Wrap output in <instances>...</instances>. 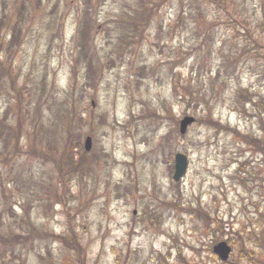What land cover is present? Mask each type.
<instances>
[{
    "label": "rangeland",
    "instance_id": "374dc122",
    "mask_svg": "<svg viewBox=\"0 0 264 264\" xmlns=\"http://www.w3.org/2000/svg\"><path fill=\"white\" fill-rule=\"evenodd\" d=\"M14 1L0 0V20ZM210 1L157 0L158 13L141 33L131 20L145 17L146 2L101 0L88 34L80 30L88 0H26L24 38L8 58L0 51V239L15 244L0 243V264H239L243 251L240 264L264 263V0H228L249 31ZM9 39L0 33L2 50ZM90 56L101 75L94 87L86 86ZM140 63L155 73L136 77ZM172 68L183 77L178 93ZM197 68L204 69L199 77ZM186 86L199 92V108V99L177 97ZM150 111L161 117L155 127ZM209 111L230 130L196 122L175 140L190 159L176 186L160 140L176 128L174 118L208 120ZM75 112L87 121L81 129L93 136V151L108 157L84 181L68 177L63 201L55 165L32 155L48 145L59 160ZM100 114L108 122L99 123ZM19 116L23 132L11 153L3 124L17 128ZM35 128L42 132L32 135ZM33 227L47 235L29 240ZM73 234L83 261L56 238L70 243ZM218 240L239 241L226 262L213 251Z\"/></svg>",
    "mask_w": 264,
    "mask_h": 264
},
{
    "label": "trees",
    "instance_id": "16d2710c",
    "mask_svg": "<svg viewBox=\"0 0 264 264\" xmlns=\"http://www.w3.org/2000/svg\"><path fill=\"white\" fill-rule=\"evenodd\" d=\"M89 2H91V0H88ZM210 1V0H208ZM20 2V3H18ZM143 2H149V4L152 2V0H143ZM15 3V1H14ZM41 0H37V6L40 5ZM211 4H213L214 6H217L218 8H221L224 10V7L229 11V5H228V0H211L210 1ZM15 9L10 12L9 14L4 13V17L3 19L0 20V33L3 32L4 30H6L8 32V35H10V39L6 44V49L2 50V47L0 46V51L1 54L4 53L7 55L6 58H8V55L11 53L12 50L15 49V47L20 44L22 38H24V27H23V20H22V11L23 10H27V3L26 0H18L16 3ZM142 6V5H141ZM157 2H152L150 5L147 6V12H145V17H142L140 20L135 19L132 21V23L136 26V27H141L142 31H140L141 33L146 32L148 26L150 25L152 19L157 15ZM90 5L85 9V19L83 21V25H82V30L87 29V32L89 34V31L91 29V25L93 24L92 21V11L89 9ZM133 9L138 10L139 9V5L136 7H133ZM229 14L232 15L233 17V21L236 22H241L240 24L242 25V27L244 29L247 30V24L246 21L242 18L237 17L236 15H233L230 11ZM87 18V20H86ZM24 23V22H23ZM210 26H213L212 24ZM162 29V28H161ZM141 33L139 34L140 37ZM207 39H212V36H208L206 37ZM88 43H89V39H88ZM85 44V48L87 49V51H91L93 47H91L90 44ZM134 42H129L127 45L130 46V44H133ZM127 46L124 48V52H128V51H132V49H130V47ZM119 51V56L122 55V52ZM229 61H234L236 58H234L233 56H228ZM228 60V59H227ZM78 63V62H77ZM94 64L93 61V57L90 56L88 59H86V66L85 69L86 73L88 74V81L86 83V86L89 87H94L96 86L99 81L101 80V75L97 74L95 75L96 72H92V65ZM115 61L112 60V57L109 56V59H107V66L109 68H112L115 65ZM199 64V63H198ZM75 69H77V65H73ZM148 69L147 66H141L138 68V73H144L146 72V70ZM175 69L172 70V87L173 89L176 90V92L178 93V91L180 90L179 88L182 87L181 86V82L183 80V77L181 76L180 73H178L177 71H174ZM204 69L200 68V69H196L195 73L197 74V76L199 77L202 73H203ZM192 73H194V68L192 69ZM75 74H76V70H75ZM103 77V76H102ZM187 81V78L184 79ZM191 82V81H188ZM187 82V83H188ZM190 86H186L185 90L186 93H182V94H178L177 97H179L180 101H185L188 100V102H190V100H192L193 98L199 99L200 101L196 103L197 108H199V106L201 105V96L198 94V91H195L194 88H191ZM62 104V103H61ZM206 104V102H205ZM59 105V104H58ZM208 112V110H207ZM210 116L208 117V120H206L205 118L202 117L201 120H199V122L201 123H206V124H210L213 125L214 127H216L219 130H226L229 131L230 127L227 125H223L221 124V122L217 121L213 115L211 114V111H209ZM148 116L151 119V117L153 118V122H157L161 117L157 112H148ZM168 116V115H167ZM158 118V119H157ZM20 123H16L15 125L17 126V128H14L12 126L14 125H6L3 124L4 130L6 132L5 136H4V140H5V144L7 146H5V148H13L14 144H13V139L17 136V134L22 133L23 132V127L24 125L21 122V117H18ZM108 117L107 115L104 114H100L99 115V123H106L108 122ZM174 121L176 123H178L177 119L174 118ZM85 123H87L86 119L83 117L82 114H78L77 112H75L74 116L70 119V126L72 127V129L70 130H65V133L67 134V137L63 140V142L65 143L62 151H61V158L58 160L56 157H53V148H49V146L47 145V147L45 149H40L37 147L36 150V156L32 155L34 158H36L37 160H39L40 162H42L43 164H48V163H52L53 165H55V168L58 170L59 175H60V181H61V195L64 201V198L67 199L68 197V193H69V186H68V181L67 178L70 177L71 179L75 178L74 180H77L78 178H81L82 181L85 180V178L87 176H90L92 174V171L94 170L93 166H94V162L96 160H99L100 158H107L108 154H104L103 151H98V152H87L85 150V148L82 145V138L84 136V134L82 133L83 129L82 126L85 125ZM42 129V128H41ZM45 130V129H42ZM235 132H237V136L239 137H243V139H249L247 138V136H243L240 132L236 131L235 129H233ZM42 131L40 130H36L33 132L32 135H36L38 133H41ZM177 132V131H176ZM175 130H172L171 132H169L167 135H165L164 139L161 141V146H164V143L166 144V147L168 145L169 142H173L177 139L178 135L176 134ZM1 135V134H0ZM253 143L254 140H256L255 138H252ZM264 140V138H260V141ZM49 148V152H47V149ZM79 149L78 151V156L76 157L74 150ZM15 149L18 150L19 147L15 146ZM13 149L11 150L12 153ZM92 153V154H91ZM9 155L2 157V159L7 162V160L9 159ZM80 176V177H79ZM73 180V181H74ZM2 184V183H0ZM130 192V190H129ZM40 195H38L39 197ZM45 196L47 198L50 197V195H48V193H45ZM49 201H52L49 199ZM65 208V207H64ZM66 212L70 215V211L66 209ZM69 228L70 231L73 232L74 231V225L72 223V221L69 222ZM42 230L37 229L36 227H33L32 232L30 233V235H28L27 238H29V240H33V237H43L45 235H47L46 233L41 232ZM73 238H71L70 243L66 242L64 240V237L62 235H56V238H59L61 242L68 244L71 249H73L76 253V255L78 256L79 261H83L84 255L83 252L84 250L82 249L80 243L78 242L76 236L73 234L72 235ZM18 237V235L16 236ZM26 237V236H24ZM238 239V238H237ZM239 240V239H238ZM235 240V243L238 245L239 241ZM2 242V243H1ZM0 243L3 245H7V246H14L13 245V240L8 238V237H1L0 239ZM5 243V244H4ZM5 245V246H6ZM14 253V252H13ZM245 252L243 251L241 255H243ZM242 257V256H241ZM83 264V262L81 263Z\"/></svg>",
    "mask_w": 264,
    "mask_h": 264
},
{
    "label": "water",
    "instance_id": "95a60500",
    "mask_svg": "<svg viewBox=\"0 0 264 264\" xmlns=\"http://www.w3.org/2000/svg\"><path fill=\"white\" fill-rule=\"evenodd\" d=\"M195 119L193 117L187 116L186 118L183 119L182 121V131L185 132L187 129V126L189 123H192ZM92 146V138L88 137L86 141V148L90 149ZM188 166V158L187 156L183 154H178L177 155V164H176V173H175V179H180L186 172ZM216 252L220 253L221 257L223 259H226L229 255L230 252V247L227 246L225 242L217 245L215 247Z\"/></svg>",
    "mask_w": 264,
    "mask_h": 264
}]
</instances>
